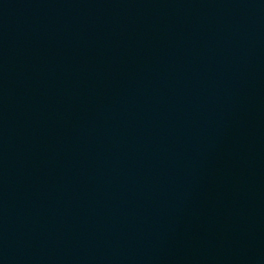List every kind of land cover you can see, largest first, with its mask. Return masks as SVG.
Wrapping results in <instances>:
<instances>
[{
    "label": "water",
    "instance_id": "obj_1",
    "mask_svg": "<svg viewBox=\"0 0 264 264\" xmlns=\"http://www.w3.org/2000/svg\"><path fill=\"white\" fill-rule=\"evenodd\" d=\"M0 264H264V0H0Z\"/></svg>",
    "mask_w": 264,
    "mask_h": 264
}]
</instances>
